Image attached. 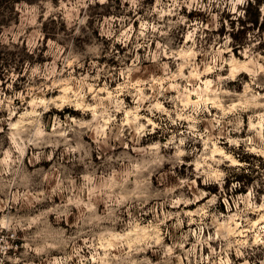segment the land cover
<instances>
[{
    "label": "rangeland",
    "instance_id": "1",
    "mask_svg": "<svg viewBox=\"0 0 264 264\" xmlns=\"http://www.w3.org/2000/svg\"><path fill=\"white\" fill-rule=\"evenodd\" d=\"M0 264H264V0H0Z\"/></svg>",
    "mask_w": 264,
    "mask_h": 264
}]
</instances>
